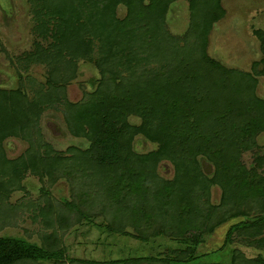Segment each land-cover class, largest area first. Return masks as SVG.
Masks as SVG:
<instances>
[{
    "label": "trees",
    "instance_id": "16d2710c",
    "mask_svg": "<svg viewBox=\"0 0 264 264\" xmlns=\"http://www.w3.org/2000/svg\"><path fill=\"white\" fill-rule=\"evenodd\" d=\"M174 1L28 0L34 31L46 46L35 41L23 60L52 68L47 87L30 95L23 83L0 87V193L10 192L27 173L51 182L64 178L71 201L56 213L61 230L67 212H74L75 221L98 215L108 232L129 226L142 239L162 235L186 242L196 233L194 246L176 251L174 260L190 259L197 244L236 218L225 242L236 236L264 248V153L249 163L243 159L257 149L255 137L264 130V100L256 97L251 74L228 69L206 52L207 31L223 13L219 0H188L192 21L180 38L166 29ZM119 6L125 8L120 18ZM80 58L94 62L99 77L93 91L72 103L62 95L67 79L62 75L74 71ZM55 106L62 107L68 131L88 141L86 147L61 152L43 139L41 114ZM137 135L156 149H135ZM11 136L28 142L14 159L3 148ZM202 160L212 164L211 174L204 173ZM165 161L173 167L171 179L158 174ZM213 185L220 188L218 202L210 198ZM52 206L40 212L47 215ZM56 233L42 235L41 245L0 236V264H64ZM69 263L97 264L79 258ZM228 264H264V259L235 248Z\"/></svg>",
    "mask_w": 264,
    "mask_h": 264
},
{
    "label": "rangeland",
    "instance_id": "374dc122",
    "mask_svg": "<svg viewBox=\"0 0 264 264\" xmlns=\"http://www.w3.org/2000/svg\"><path fill=\"white\" fill-rule=\"evenodd\" d=\"M219 3L223 13L207 31L206 52L228 69L251 74L255 95L264 100V0H219ZM124 15L125 8L119 6L117 17ZM191 18L189 1L175 0L167 13L166 29L180 38L188 31ZM34 24L28 0H0L1 88L14 89L23 83L30 95L32 89L47 87L48 73L52 67L43 62L30 63L23 60L24 54L34 49L35 41H41L46 46V41L35 33ZM74 64V71L62 75L67 77L62 83V95L72 103L93 91L99 77L94 62L80 58L74 60ZM129 121L133 124L140 122L136 116H130ZM39 125L43 139L57 151L66 152L70 146L84 148L88 145L84 137L74 136L68 131L60 106L44 110ZM255 142L259 147L244 153L243 159L247 163L254 154L264 153V130L256 135ZM134 146L140 152L155 150L157 147L141 135L135 137ZM27 147L28 142L19 137L11 136L3 141L8 159L17 158ZM158 174L171 179L172 165L167 161L160 163ZM6 192L0 193V236L22 238L41 245L42 235L55 229L64 248V264H70L73 258L95 261L97 264H123L108 262L126 258H149L134 264H160L155 260L159 258L168 259L170 262L166 264H228L235 248L247 257L260 255L264 259V248L246 245L236 236L225 242L227 229L240 218L231 219L217 227L194 247L190 259L174 260L176 251L187 245L194 246L191 241L196 239V233H189L191 237L188 240L191 241L186 242L162 235L142 239L129 226L121 233L108 232L104 218L98 215L75 221L74 212H67L64 222L66 228L63 231L55 225V216L57 212H63L65 201H71L70 185L64 178L51 182L47 177L41 179L27 173L10 192ZM210 198L212 202L219 201L220 188L217 185L211 187ZM49 203L54 204L52 212L43 215L40 208ZM49 219L53 220L52 225L45 222Z\"/></svg>",
    "mask_w": 264,
    "mask_h": 264
},
{
    "label": "water",
    "instance_id": "95a60500",
    "mask_svg": "<svg viewBox=\"0 0 264 264\" xmlns=\"http://www.w3.org/2000/svg\"><path fill=\"white\" fill-rule=\"evenodd\" d=\"M201 164H202V169H203L204 173L209 174L212 170V166L210 164L206 163L205 161H202Z\"/></svg>",
    "mask_w": 264,
    "mask_h": 264
}]
</instances>
